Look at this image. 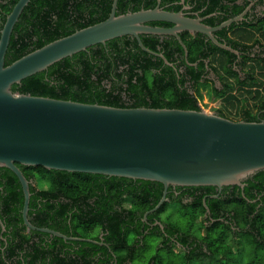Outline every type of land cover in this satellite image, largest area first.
<instances>
[{"label": "trees", "instance_id": "1", "mask_svg": "<svg viewBox=\"0 0 264 264\" xmlns=\"http://www.w3.org/2000/svg\"><path fill=\"white\" fill-rule=\"evenodd\" d=\"M169 1L177 0H166V2ZM251 1L186 0L187 3L190 2L194 6V9L199 10L198 13L206 17L204 23L212 27L239 15ZM16 2L17 0H0V30L6 16ZM112 2L113 0H30L13 27L4 64L9 65L18 58L56 39L105 20L109 16ZM130 3V0H118L116 15L127 13ZM256 4H264V0H258ZM177 7L174 10L179 8ZM135 9L134 7L133 10ZM255 17L248 21L242 20L232 23L217 31L215 37L233 49L247 51L251 54V49L255 44L264 45V16ZM180 36L186 48V59L183 48L175 38L163 37L160 41L154 35H140V39L146 48L157 51L159 46V53L163 54L168 63H173L171 65L161 58L153 57L141 50L134 37L123 36L109 40L104 45L98 44L61 59L45 71L22 79L19 84L12 85L11 89L16 94L117 108L145 107L184 110H201L199 102L203 99L204 91L208 94L211 93L215 99L222 100L223 107L218 108L215 112L222 117L248 122L264 120V57L246 55L242 57V60L234 63L236 57L233 53L217 47L205 35L185 32ZM238 70L245 73L246 77L241 79ZM212 72L219 82L218 87L215 86L213 80L205 76ZM228 114H232L233 117ZM17 166L23 175L32 181L29 186L30 191L33 192L35 189L38 191L30 197V209L27 216L29 221L37 227L57 229L66 225V223H46V221L51 219L50 211L55 210V213L62 214L69 209V202L56 207L57 204H61L59 201L49 202L46 200L40 202L35 199L38 196L53 198V194L63 193L72 200V203L78 204L81 202L88 203L89 190H103L107 194L116 195L117 198L120 196V189L129 187V190H132L131 185L124 184L133 181L128 178L46 170L41 166H22L19 164ZM136 182L144 185L153 184L151 181L137 180ZM263 183L264 170L258 171L244 181L246 197L252 188H263ZM0 188L3 190L0 192V206L5 217L9 216L6 220L7 223H3L6 229L4 235L9 234V238L13 239H7V251L9 252L7 257L14 254L18 255L17 252L19 251L24 254L22 258L26 260L25 264H34L35 260L45 254L47 250L41 248V244L33 247L29 243V237L36 235L38 238H46L47 234L31 230L26 233V227L23 223H8L22 222L20 209L23 204V196L16 176L6 168H0ZM195 188L210 191L216 187ZM234 188L240 187L234 186ZM103 192L100 193L103 194ZM136 196L137 202L134 203V207H131L132 209L140 208L141 211H145L157 203L156 200L152 204H148L143 199L142 193H137ZM246 197L240 194L238 198L234 197L230 202L235 200L232 203L246 204ZM173 200L176 203L174 205L176 209L188 214L189 220L186 223H194L187 210L190 205H183L180 203V199L173 198ZM209 200H205L208 206L210 205ZM118 204H123V202H118ZM169 207L170 205L165 201L155 211V214L167 212ZM193 207L195 211L203 212L204 207L201 198L197 199V202L192 205ZM78 215L76 213V217L72 218L79 219ZM71 224L76 233L79 231L80 234L77 235L82 237L90 236L89 231H92L94 227V223ZM260 227L263 230V237L261 238L264 240V223ZM117 228L118 233H114L113 236L119 235L121 237L123 235L122 237L127 239L129 228L120 225ZM124 228L125 234L119 231ZM215 228L222 230L213 239V236L210 235ZM81 229L85 232L81 233ZM202 230L203 234L201 235L199 232ZM170 231L171 233H180L179 241L185 247L187 245L192 246L191 238L194 239V242L195 239L202 242L200 245H206V247L214 241L224 242L227 238L225 228L219 222L207 225L200 223L196 231L191 230L190 227L183 231L179 226L172 225ZM111 236L112 234H110ZM245 237H248L250 242L263 243L250 233H246ZM54 240V246L61 248L65 246L63 239L57 237ZM200 245L197 248H200ZM165 248H159L158 252L164 251ZM261 248H264V245H261ZM171 251L166 250L167 254H170ZM54 252H57L56 249ZM196 254L204 255L205 251L201 250ZM180 258V262H188V256L183 255ZM162 260L161 253L151 259L112 262L107 260L95 261L83 257L72 259L55 256L46 263L42 262V264H136L135 261L142 264H163ZM20 262L22 264L21 259ZM0 264H2V259H0ZM230 264L239 263L232 262ZM249 264H264V258L257 256Z\"/></svg>", "mask_w": 264, "mask_h": 264}, {"label": "water", "instance_id": "2", "mask_svg": "<svg viewBox=\"0 0 264 264\" xmlns=\"http://www.w3.org/2000/svg\"><path fill=\"white\" fill-rule=\"evenodd\" d=\"M30 0H17L0 30V168L10 170L23 193L22 217L28 229L65 238L27 220L30 181L17 164L46 170L90 173L184 187H243L249 177L264 170V120H231L204 110L117 108L71 100L16 94L11 87L52 64L87 48L131 36L146 53L140 35L173 36L183 32L205 35L214 45L238 52L214 34L243 20L250 10L217 26L206 18L155 8L116 15L113 0L109 16L96 24L56 39L9 65L4 58L11 32ZM187 7L183 9L186 10ZM164 22L172 26H151ZM165 62L167 60L161 55ZM219 83V82H218ZM165 191V190H164ZM166 201L165 192L154 209ZM2 229H4L1 223Z\"/></svg>", "mask_w": 264, "mask_h": 264}, {"label": "flooded vegetation", "instance_id": "3", "mask_svg": "<svg viewBox=\"0 0 264 264\" xmlns=\"http://www.w3.org/2000/svg\"><path fill=\"white\" fill-rule=\"evenodd\" d=\"M257 1L258 0L251 1L252 6L250 10L246 12L245 16L243 17V21L254 19L256 18L255 16H264V4L258 5L256 4ZM130 2L131 3L128 4L127 12L159 8L160 10L163 9L170 12L183 11L191 18H205V16L201 15V13H198L199 10L194 9V6L191 5L190 2L187 3L186 0L169 2H166V0H130ZM134 7L136 8L135 10H133ZM176 7L178 9L174 10V8ZM184 7H187L186 10L183 9ZM149 25L162 28H169L172 26L171 24L164 22H151L149 23ZM154 36L158 37L160 41L163 37L167 39L175 38L173 36L167 35ZM157 48V51L153 52L157 53L159 56L152 54L150 55L153 57L161 58V55L163 56V54L159 53L158 51L160 47L158 46ZM236 51L238 52V54H233L236 57L234 63L239 62L240 60H242V57L246 55H250L252 57H264V45L262 44H255L251 49V54L247 51ZM184 57L186 59L187 56L184 55ZM162 60L164 61V59ZM166 63H168V61ZM168 64L171 65L173 63ZM238 73L241 79L246 77L245 73L240 72L239 70ZM205 76L213 80L215 84L216 76L213 72L210 74H206ZM29 181L31 185L32 181ZM136 181L137 180H133L131 183H124L128 186L131 185L130 188L132 190H129V187L120 189V196L118 198L116 197V195L107 194L106 192H103V190L99 189L89 190L88 203H72V200H70L67 195H64L63 193H55L52 195L54 196L53 198H43L42 196H38L37 198H35L40 202L46 200H48L49 202L59 201L61 204H57L56 207H60L65 202H69V209L65 210L62 214L59 213L60 215L55 213V210L49 212V216L51 219L47 220L46 223H66V225L57 229L37 227L33 225L27 217L28 222L34 227L47 228L65 236V238H61L65 241V246L63 248L54 246V239L57 238V236H54L53 234L41 232L47 234L46 238H38L36 235L30 236L29 243L33 247L41 244V248L43 247L44 250H47L45 254H42L39 259L35 260L34 264H42V262L46 263L47 261H49V259L55 256L72 259H81L83 257L85 259L95 261L107 260L111 262L117 260L151 259L155 258L159 253H161L158 252V249L162 247L168 248H165L164 252H166V250L175 249H180V251H184L188 254L197 253L201 250L206 251L205 245H200L202 242L196 239L194 242V239L191 238L190 242L192 243V246L190 247L187 245V247H185V245L179 241L180 233H171L170 229L172 225L170 223L173 222L168 221L164 218V216L167 212H170L174 208V205H176L173 198L180 199L179 201L183 205H190L187 210L190 214L189 216L194 220V223H203L204 225H207L219 222L222 223L226 233L228 231V233L232 235L233 238H237L236 236H239V234L245 235L246 233H250L255 238L259 239L260 242L264 243V240L261 238L263 237V230H261L262 227H260L264 223V183L263 188L254 187L249 190L247 193L248 197H246V194L244 193V185L243 187L237 189L234 188V186H228L222 187L221 189L214 188L213 190L209 191L204 189H196L195 187L184 186H168L166 189H164V187L157 182H152L153 184L149 183L144 185ZM142 185L144 186L143 188L141 187ZM2 191V188H0V192ZM239 191L240 193L238 194ZM37 192L38 191L36 189L33 192H31L29 189L30 197ZM100 192H103V194H101ZM164 192L166 203L169 204L170 207L167 212H161L160 214L156 215L155 211L157 209H153L163 196ZM137 193H142L143 199L147 201L148 204H152L156 200L157 203L154 205V207H151L150 209L145 211H141L140 208L132 209L131 207H134V203L137 202ZM240 194L246 197V204L240 205L237 203H232L235 200L230 202L234 197L238 198ZM198 198H201V202L203 203L204 210L202 213H200V211H195L194 207L192 208V205L197 202ZM206 199H210L209 206L205 202ZM80 200L82 201L83 199ZM118 202H123V204L119 205ZM22 208L23 204L20 209L22 222L8 223L24 224L22 217ZM29 209L30 208L28 204L27 216L29 213ZM76 213L79 214V219L72 218L76 215ZM8 217H5L2 212V207L0 206V259H2V264H21L20 259L22 261V264H25L26 260L22 258L24 254L20 253L19 251L17 252L18 255L14 254L13 256L9 255V257H7L9 253L7 251V239L13 240L12 238H9V234H7V236L4 235L6 229L3 223H7L6 220ZM1 223L4 229H2ZM71 223H94V227L92 231H89L90 236L82 237L80 235H77L80 233L79 231H77L76 233V230L72 228ZM119 225L129 228L127 239H125L126 237H122L123 235L121 237L119 235L113 236L114 233H118L117 227ZM110 227H112V230H110ZM30 230L40 232L38 230L28 229L26 227V233H28ZM119 231L123 232L124 234L126 232L125 228ZM80 232L83 233L85 232V230L81 229ZM110 234H112L111 237ZM198 245H200L201 247L197 248ZM55 249L57 252H54Z\"/></svg>", "mask_w": 264, "mask_h": 264}, {"label": "rangeland", "instance_id": "4", "mask_svg": "<svg viewBox=\"0 0 264 264\" xmlns=\"http://www.w3.org/2000/svg\"><path fill=\"white\" fill-rule=\"evenodd\" d=\"M215 86H219L218 80L215 79ZM203 99L200 100V107L202 110L208 113H214L218 108L223 107V102L221 99H215L213 95L210 93H206L203 91ZM232 116V114H228ZM233 117V116H232ZM168 221H172L170 223L172 225L179 226L183 231L186 228H191V230H197L200 223H186L189 220L188 214L183 213L182 210L176 209L174 207L170 212H167L164 216ZM221 228H215L211 232L210 236L216 237L220 234ZM199 234H203V230L199 232ZM237 238H233L227 231V238H225L224 242L214 241L210 246L205 245V249L207 248V252L205 251L204 255H197L196 253L188 254L184 251H180V249H175L167 254L163 250H161V257L163 258V264H230L232 262H237L239 264H249L254 261L258 256L264 258V248H261L263 243L258 244L257 242L253 243L249 241L248 237L245 235L236 236ZM213 241V240H210ZM188 256V262L182 263L180 262V256ZM136 264L138 261H135Z\"/></svg>", "mask_w": 264, "mask_h": 264}, {"label": "bare ground", "instance_id": "5", "mask_svg": "<svg viewBox=\"0 0 264 264\" xmlns=\"http://www.w3.org/2000/svg\"><path fill=\"white\" fill-rule=\"evenodd\" d=\"M222 75V74H221Z\"/></svg>", "mask_w": 264, "mask_h": 264}]
</instances>
